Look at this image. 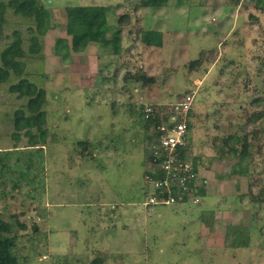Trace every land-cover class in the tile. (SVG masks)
Segmentation results:
<instances>
[{
  "label": "rangeland",
  "instance_id": "374dc122",
  "mask_svg": "<svg viewBox=\"0 0 264 264\" xmlns=\"http://www.w3.org/2000/svg\"><path fill=\"white\" fill-rule=\"evenodd\" d=\"M40 1L51 18L30 62L46 90L43 149L1 148L14 145L11 124L23 104L0 95V218L12 223L19 264H264L259 0ZM71 5L108 9L107 29L81 51L67 33ZM14 17L7 33L35 27ZM118 30L116 53L105 41ZM59 38L68 56L56 54ZM189 93L186 150L199 202L149 206L155 122L142 105L168 113L165 104Z\"/></svg>",
  "mask_w": 264,
  "mask_h": 264
},
{
  "label": "trees",
  "instance_id": "16d2710c",
  "mask_svg": "<svg viewBox=\"0 0 264 264\" xmlns=\"http://www.w3.org/2000/svg\"><path fill=\"white\" fill-rule=\"evenodd\" d=\"M167 2L168 0H141V3L145 5L152 3V5L157 6L165 5ZM258 7L264 9V0H259ZM65 10L67 33L72 37L71 48L75 51H81L89 44L92 33L107 29L108 9L106 6L71 5L67 6ZM10 14L15 15L16 21H19L17 19L21 17L30 23H35V27H29V31L32 33L15 29L12 30V33H7L9 30L7 16ZM123 17L121 16L119 19L121 23H123ZM50 18L49 10L40 0H0V89L6 90L0 92V95H4L8 91L9 94L16 96L19 103L23 104L19 110L15 111V118L11 124L14 129L12 135L14 145L2 146L4 151L13 147L15 149L34 147L40 150L44 147L47 137L44 111L46 90L36 80L38 76H42V73L34 70L35 65L30 60H32V55L37 57L38 54H41L38 35H43L47 31ZM3 39H7V43L1 46ZM66 42L67 40L64 38L58 39L56 54L62 57L69 55L70 49ZM105 45H112L114 52H119L120 31L113 32L108 36ZM145 105L147 104L142 105V114ZM152 107L154 108V106ZM164 108L172 110L173 106L165 104ZM156 113L158 119L161 114ZM163 115L167 116L168 114ZM22 139L27 140L24 142ZM148 142H151V138ZM244 149L239 156L240 160L247 156V151ZM234 169V171H240L239 168ZM147 173L148 169H146L145 174ZM16 183L14 182V184ZM15 238L12 223L0 218V264H19L14 251L16 247Z\"/></svg>",
  "mask_w": 264,
  "mask_h": 264
},
{
  "label": "built area",
  "instance_id": "2783aa9c",
  "mask_svg": "<svg viewBox=\"0 0 264 264\" xmlns=\"http://www.w3.org/2000/svg\"><path fill=\"white\" fill-rule=\"evenodd\" d=\"M193 103L194 93H189L180 105L174 106L168 113L163 112L158 119L156 110L145 105L144 118L151 123L155 122L154 136L150 137L151 159L148 162V173L144 175L148 187L147 205L199 202L194 187L195 160L185 150Z\"/></svg>",
  "mask_w": 264,
  "mask_h": 264
}]
</instances>
